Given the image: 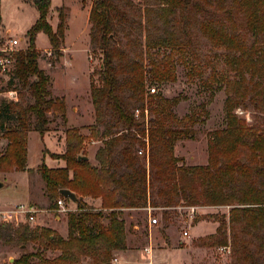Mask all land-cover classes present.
Returning <instances> with one entry per match:
<instances>
[{
    "label": "trees",
    "instance_id": "trees-1",
    "mask_svg": "<svg viewBox=\"0 0 264 264\" xmlns=\"http://www.w3.org/2000/svg\"><path fill=\"white\" fill-rule=\"evenodd\" d=\"M31 1L39 18L27 32L29 47L14 54V66L7 73L11 78L10 84L18 81L23 90L13 88L9 92H15L16 99L0 100V142H8L5 151H0V172L3 173L26 171L28 134L37 132L43 138L49 131L50 117L65 115V102L50 97L51 80L39 66L41 54L36 48V40L41 33L47 35L51 55L60 59L68 26L67 9H58L59 22L55 31L48 22L51 0ZM211 1L214 3L216 0H206V5H212ZM165 2L167 8L162 7V10L176 15L182 23L189 18L193 9L208 11L200 1ZM217 6L228 17L233 13L241 15L246 29L254 38L252 45H248L245 35L228 29L226 22L219 19L209 18L201 24V29L213 44L229 52L228 72L223 79L229 91L227 127L211 134L207 166L179 167L174 146L190 132L171 127L169 123L174 118L172 111L151 97L149 106H155L153 110L158 113L159 119L148 130L151 145L148 184L147 170L136 156L140 151L136 149L137 144L144 146L137 136L145 138L147 131L141 130L140 120L135 118V110L131 112L128 101L135 100L144 107L145 61L142 58L126 61L124 53L118 48L119 28L121 21H126V18L117 0H94L89 17L92 44L103 54L102 83L91 89L97 119L92 137L103 142L95 155L98 165L80 159L87 157L81 153L84 138L77 130H68L65 154L52 156L64 161L66 166L52 169L43 162L38 170L52 209L57 208L58 199L63 197L60 195L61 190H70L78 197L75 203L77 211L69 214L67 219V237L58 236L49 228L32 227L29 224L15 227L0 223V241L17 243L22 253L7 264H33L36 259L37 264H83L85 259H90L89 264H110L114 252L126 249L122 210L146 208L149 202L152 207H159L157 202L149 201L151 193L148 189L154 186L155 180L169 185L159 192L165 199L164 208L172 207L173 194L181 192L188 205L231 206V227L240 222L245 223L244 228L252 230L264 226V190L249 185L254 176L264 184V130L248 125L245 119L234 113L237 105L234 97L237 96L245 99L249 94L253 95L255 104L261 102L264 106V0H217ZM147 17L149 25L145 29L149 30L150 19ZM171 46H179V43L175 39L163 37L153 41L150 36H146V47L149 49ZM150 72L159 83L176 80L173 67L166 62L151 60ZM247 75L250 77V87L244 88L243 82ZM106 111L113 113L112 125L105 122ZM113 128H118L119 132L113 134ZM238 182H245L248 190L235 188ZM171 183L174 185L170 188ZM178 183L181 184L180 189ZM85 198L101 199L102 209L93 211L84 202ZM103 211H109V215L105 216ZM103 219H107L108 224H104ZM214 243L217 248L228 247L225 236ZM232 243L241 264H264L260 254L251 250L243 238L234 236ZM30 244L36 247L35 252L26 254ZM50 252L58 254L49 256Z\"/></svg>",
    "mask_w": 264,
    "mask_h": 264
},
{
    "label": "rangeland",
    "instance_id": "rangeland-1",
    "mask_svg": "<svg viewBox=\"0 0 264 264\" xmlns=\"http://www.w3.org/2000/svg\"><path fill=\"white\" fill-rule=\"evenodd\" d=\"M195 1H200L208 11L193 9L189 18L182 23L176 15L162 10V7L167 8L165 0H117V5L126 18V21H121L119 28L118 48L124 53L126 61L141 58L145 61L144 107L135 100L128 101L131 112L139 109L144 113L143 119L139 122L141 130L147 131V137L137 136L144 146L140 147L138 143L136 149L145 153L139 155L138 152L136 156L147 170L148 184L151 165L148 130L159 119L158 113L153 110L155 106H149L151 97L155 102H161L170 108L174 116L169 123L171 127L190 132L174 146V156L178 159L179 167L207 166L211 134L227 127L226 106L229 91L226 90L223 79L228 72L229 52L213 44L201 29L202 22L209 18L222 20L226 22L228 29L245 35L248 45L254 42L241 15L233 13L228 17L217 6V0H214V3L211 1L210 6L206 5V0ZM93 2L94 0H52L48 22L55 31L59 22L58 9L60 7L67 9L68 26L62 56L56 59L51 55L50 41L43 33L37 37L36 48L41 54L39 66L51 80L50 97L65 102V115L50 117L49 131L43 138L37 132L28 134L27 170H32L31 172L27 170L0 172V181L5 184L0 190V205L34 204L43 212L39 214L35 224H26L49 228L56 235L65 238L68 233V216L77 211V206L66 199V204L72 212L68 214L55 212L50 207L46 186L38 170L43 162L52 169L66 166L64 161L54 159L52 156L65 154L68 130H77L84 138L81 153L89 158L91 164L98 165L95 155L103 146V142L92 137L97 119L91 89L102 83L103 54L92 44V24L89 17ZM0 14V50L9 45V39L19 40L20 44L14 48L16 52L26 50L29 47L27 32L39 18L36 8L26 0H0ZM147 15L150 19L149 30L145 29L149 25ZM146 36H150L153 41L161 37L175 39L179 46L149 49L146 47ZM151 60L168 63L173 67L176 80L164 83L156 81L153 78L154 74L150 72ZM232 78L235 79L233 75ZM249 78L247 75L243 82L244 88L250 87ZM10 80L9 74L0 72V100L11 99L9 90L13 88L23 90L18 81L10 84ZM153 88L156 90L154 94L151 93ZM234 98L237 103L234 113L245 119L248 125L264 130L263 104L260 102L256 105L253 95L250 94L245 99L238 96ZM111 114L113 113L108 111L104 114L105 122L109 125L113 124ZM112 132L116 134L119 129L113 128ZM7 144L6 140L0 142L2 153ZM45 150L48 151L46 155ZM166 184L155 180L154 186L150 188L148 185V191L151 193L149 201L157 202L159 207H152L149 202L146 208L122 210L126 249L114 252L110 264H241L232 246L234 236L246 240L251 250L257 251L264 260V226L252 230L244 228L245 223L240 222L231 227L229 218L231 206L188 205L181 192L173 194L172 207L164 208L165 199L159 192L165 186L169 187ZM173 185L174 183H171L170 188ZM249 185L260 191L264 190V184L256 176L252 177ZM177 187L180 189L181 184L178 183ZM234 187L248 190L245 182H238ZM227 191L230 192L229 189ZM84 202L95 212L102 209V203L95 199L85 198ZM103 212L105 216L109 215V211ZM154 219L158 221L157 224H151ZM102 222L108 224L107 219H103ZM185 232L188 236L184 235ZM223 236L228 239V247H214V242ZM35 248L30 244L26 254L35 252ZM147 249H150L151 253H148ZM21 254L17 243L0 241V264L12 263ZM48 254L53 256L58 253ZM37 263L36 259L33 264ZM89 263L90 259L83 261V264Z\"/></svg>",
    "mask_w": 264,
    "mask_h": 264
},
{
    "label": "built area",
    "instance_id": "built-area-1",
    "mask_svg": "<svg viewBox=\"0 0 264 264\" xmlns=\"http://www.w3.org/2000/svg\"><path fill=\"white\" fill-rule=\"evenodd\" d=\"M20 44L19 40L17 39H9V45L5 46V48L0 50V72L2 74H7L11 68L14 66V54L16 48ZM156 90L153 88L151 89V93L154 94ZM11 98L16 99V93L10 92ZM147 114V111H146ZM143 112L139 109L135 111V118L137 120L143 119ZM144 151H139V155H144ZM43 211L35 207L34 205H23V204H16L11 206H1L0 205V223L5 224H12V225H20L26 223L35 224L37 222V217ZM55 212L68 214L71 213L72 210L68 208L66 204V198L61 197L57 201V208ZM158 221L156 219L151 221V224H157ZM185 236H188V233L185 232ZM148 253H151L150 249H147Z\"/></svg>",
    "mask_w": 264,
    "mask_h": 264
},
{
    "label": "water",
    "instance_id": "water-1",
    "mask_svg": "<svg viewBox=\"0 0 264 264\" xmlns=\"http://www.w3.org/2000/svg\"><path fill=\"white\" fill-rule=\"evenodd\" d=\"M80 159L89 160L88 157H80ZM5 184L0 181V190L4 188ZM60 195L63 196L66 199H69L71 202L76 203L78 200V197L76 194L71 192L70 190H61Z\"/></svg>",
    "mask_w": 264,
    "mask_h": 264
},
{
    "label": "crops",
    "instance_id": "crops-1",
    "mask_svg": "<svg viewBox=\"0 0 264 264\" xmlns=\"http://www.w3.org/2000/svg\"><path fill=\"white\" fill-rule=\"evenodd\" d=\"M27 1H28V2H31V4L33 5V3H32L31 0H26V2H27ZM51 2H52V0H51ZM33 6H34V5H33ZM34 7H35V6H34ZM36 10H37V9H36ZM37 12H38V11H37ZM38 14H39V13H38ZM34 24H35V23H34ZM34 24H33V25H34ZM33 25H32V26H33ZM29 30H30V29H29ZM31 134H32V133H31ZM31 134H30V135H31ZM2 183H3V182H2ZM4 187H5V186H4ZM95 201H97V202H99V203H102V202H101V199H95Z\"/></svg>",
    "mask_w": 264,
    "mask_h": 264
}]
</instances>
